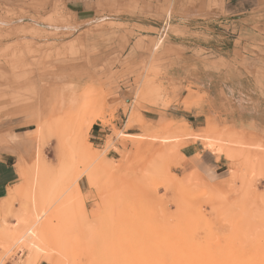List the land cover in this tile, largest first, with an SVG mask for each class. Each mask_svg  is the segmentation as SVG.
<instances>
[{"label": "rangeland", "instance_id": "1", "mask_svg": "<svg viewBox=\"0 0 264 264\" xmlns=\"http://www.w3.org/2000/svg\"><path fill=\"white\" fill-rule=\"evenodd\" d=\"M236 2L233 16L227 0L193 3L157 29L137 25L156 19L141 7L90 23L59 3L44 15L0 7V126L32 129L35 143L0 200V264H171L190 250L264 264V0ZM172 105L195 111L196 129L143 120ZM100 120L105 149L90 140ZM188 142L224 166L183 159Z\"/></svg>", "mask_w": 264, "mask_h": 264}, {"label": "crops", "instance_id": "2", "mask_svg": "<svg viewBox=\"0 0 264 264\" xmlns=\"http://www.w3.org/2000/svg\"><path fill=\"white\" fill-rule=\"evenodd\" d=\"M221 0H0V7L19 9L29 11L34 14L44 15L47 11L54 8V5L59 3L62 8L68 13L77 23H90L99 19L107 20V17L112 13L122 12L125 16H130L134 8H146L147 15L154 16L155 20H141L142 23L139 25L145 29H157L162 21L164 20L167 13L174 11L175 14L180 15L188 7L202 8L203 4L206 6L218 3ZM231 0H227V14L234 15L235 7H230ZM233 1V0H232ZM236 6L249 2V0H234ZM193 8V7H191ZM231 8V9H229ZM230 12V13H229ZM206 14L214 17L220 16V9L213 7L210 13ZM168 24H166L167 26ZM165 26V28H166ZM164 28V29H165ZM163 30V28H162ZM146 37H151L146 35ZM164 39L161 36L158 39L155 51L161 47ZM116 62V60H115ZM111 64V62H109ZM117 68H115L116 70ZM125 79L132 81L133 77L128 76ZM117 88V89H116ZM113 91L109 93V105L115 109L114 119L112 126H122V122L125 121L124 110L122 108L116 109L121 105V101L124 98V94L119 91L121 88L119 85L116 86ZM123 91V90H121ZM128 90L125 89V92ZM182 107L172 105L166 110H158L154 108L148 109L145 113H142L143 120L152 125H164L167 122L173 121H185L189 123L192 129L197 125L198 115H195V111H190V115H179L180 111L185 112ZM107 116V115H106ZM103 116L104 120H109V116ZM102 119V120H103ZM97 121L90 130V140L93 144L98 147L105 149L107 146L108 138L112 136V128L109 125L103 124V121ZM127 121V120H126ZM35 126L38 128V121H34ZM31 125H28L30 127ZM185 129L189 131V127L185 124ZM136 129H134L135 131ZM34 130L24 126L17 127H4L0 126V200H5L8 197L10 188L14 187L19 180V165L22 162L26 163L29 155H32L31 149L35 144L30 139L29 134ZM133 129L130 130L127 136L135 135L132 133ZM118 142H115V144ZM120 149V146L114 145V149ZM114 149H110L107 155H117ZM182 158L196 159V156L200 155L202 158V166H208L213 170H216L224 165L218 161L215 157L211 156L210 153H206L200 149V143L188 142L187 145L182 149ZM109 158V157H108ZM40 264H47L41 262Z\"/></svg>", "mask_w": 264, "mask_h": 264}, {"label": "bare ground", "instance_id": "3", "mask_svg": "<svg viewBox=\"0 0 264 264\" xmlns=\"http://www.w3.org/2000/svg\"><path fill=\"white\" fill-rule=\"evenodd\" d=\"M40 25V24H39ZM42 25H44V26H47V27H49L50 29H55V25L54 24H47V23H44V24H42ZM159 132V131H158ZM121 135H124V134H121ZM126 137H129V136H127V135H125ZM197 138V137H196ZM198 139H202V140H205V141H207V142H216V141H214V140H212V139H210V138H198ZM169 141V140H168ZM91 146V145H90ZM89 146V148H91ZM216 145H214V144H209V147H207L206 145H205V147H206V149L208 148V149H210L211 151H214V150H216V148L218 147V146H216ZM87 149H88V147H87ZM89 150V149H88ZM218 150V149H217ZM220 150V149H219ZM218 150V151H219ZM86 151V150H85ZM93 152H94V150H92ZM87 153V152H86ZM219 153V152H218ZM95 154V153H94ZM23 163V162H22ZM24 164V163H23ZM19 167H20V165H19ZM20 170H21V168H19ZM24 172L23 171H19V174H23ZM176 178V177H175ZM176 181H177V179H176ZM174 182H175V179H174ZM11 193V192H10ZM201 255H204V254H201ZM194 256H196L191 250L190 251H187L186 253H184V255H182V259L181 260H179V261H175V260H172V262H171V264H214V262H212L211 260H209V261H211V262H209L208 260H205V261H195V260H192V258L194 257ZM206 258H210V255H209V257H206Z\"/></svg>", "mask_w": 264, "mask_h": 264}, {"label": "built area", "instance_id": "4", "mask_svg": "<svg viewBox=\"0 0 264 264\" xmlns=\"http://www.w3.org/2000/svg\"><path fill=\"white\" fill-rule=\"evenodd\" d=\"M165 26H166V25H164L162 28L164 29V28H165ZM167 28H169V27H167ZM161 30H162V29H161Z\"/></svg>", "mask_w": 264, "mask_h": 264}]
</instances>
